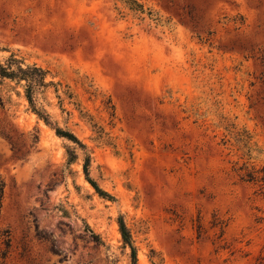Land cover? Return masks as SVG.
Segmentation results:
<instances>
[{
  "label": "rangeland",
  "instance_id": "rangeland-1",
  "mask_svg": "<svg viewBox=\"0 0 264 264\" xmlns=\"http://www.w3.org/2000/svg\"><path fill=\"white\" fill-rule=\"evenodd\" d=\"M139 1L155 19L122 16L114 0H0V58L47 68L116 142H95L53 88L40 96L86 144L101 195L83 152L69 162L74 144L27 109L22 87L2 81L8 264H131L120 216L137 264H259L264 255V189L235 171L264 165V0ZM85 76L112 97L115 127Z\"/></svg>",
  "mask_w": 264,
  "mask_h": 264
},
{
  "label": "trees",
  "instance_id": "trees-1",
  "mask_svg": "<svg viewBox=\"0 0 264 264\" xmlns=\"http://www.w3.org/2000/svg\"><path fill=\"white\" fill-rule=\"evenodd\" d=\"M114 4L116 11L122 16L129 14L133 18L139 20H144L146 17L155 19V17H153L154 12L139 0H114ZM156 20H158V18H156ZM49 74L50 71L47 68L36 63H26L14 53H11L5 60L0 58V84L7 79L22 87L24 97L28 102L27 109L34 113L39 120H42L46 125L51 127L57 136L69 140L74 144V146L67 145L68 161L73 162L78 158L79 153L77 148H79L84 154L83 168L86 179L99 194L109 195L106 191L102 190L97 182L90 176L91 153L88 152L86 144L83 143V141L71 129L61 126L58 121L53 118L47 106L40 101V96L42 97L47 90L53 88L60 103L65 99H68L79 112L80 116L91 126L95 133L93 140L98 144L116 147L114 137L112 136L111 131L107 130L105 125L98 122L90 111L83 106L81 100L70 86H62V83L48 79ZM81 84L85 92L89 95V98H101L104 108L109 114V123L112 128L115 127L116 106L112 97L108 94L106 95L105 92H102L94 81L87 76L81 78ZM0 105L5 106V100L1 91ZM235 171L242 180L260 184L264 189V165L257 166L256 164H247L244 162L241 165L236 166ZM5 187V179L0 174V212L3 206ZM118 223L123 245L130 251V262L131 264H137V246L133 234L122 216L118 218ZM197 227L199 233H201L202 225L200 222H198ZM10 247V232L8 229H2L0 231V264H8L7 260ZM151 257L153 259V256ZM259 260V264H264V255L260 256Z\"/></svg>",
  "mask_w": 264,
  "mask_h": 264
}]
</instances>
